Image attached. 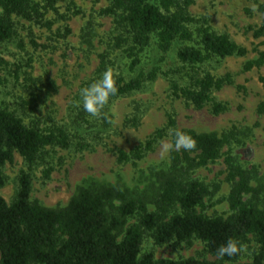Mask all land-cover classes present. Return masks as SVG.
Segmentation results:
<instances>
[{"label":"trees","instance_id":"trees-1","mask_svg":"<svg viewBox=\"0 0 264 264\" xmlns=\"http://www.w3.org/2000/svg\"><path fill=\"white\" fill-rule=\"evenodd\" d=\"M59 1L0 0V43L18 37L19 19L51 29L52 22L46 15H60ZM191 3L192 0H110L99 14L114 18L118 34L109 42V51L123 55L128 75L113 73L116 63L105 51L99 55L94 77L82 84L81 90L100 79L106 70H111L117 88L109 100L139 92L164 76L173 98L182 99L195 109L209 104L213 115L225 111L226 107L216 102L212 94L231 85L232 77H215L205 70L206 64L211 59L245 57L248 50L228 35L215 33L207 19L192 17L188 12ZM258 10L264 13V4ZM77 14L79 11L75 10L73 15ZM191 24L197 26L195 35L188 29ZM251 30L254 38L263 37L264 22ZM263 65L264 50L257 51L255 59L243 64V71ZM259 80L264 85V77ZM40 99L32 90L21 103L19 115L18 111L0 107V188L5 184L1 169L13 161L15 153L31 167L47 147L68 149L71 145L64 127L56 126L51 117L36 114ZM77 109L79 126H91L94 119L105 128L110 127L107 104L96 117L87 114L82 105ZM257 112L264 114V101ZM125 124L135 127L138 119H126ZM176 131L189 135L196 146L189 151L170 149L166 169L154 174L158 186H154L150 201L134 198L119 184L86 180L66 206L47 208L30 200L31 176L21 172L12 202L8 204L0 196V264H237L241 251L219 259L216 249L229 239L242 245L249 236L259 248L246 264H264V208L258 205L264 201V188L253 187L248 172L231 155L226 154L223 159L225 181L230 185L226 199L228 215L207 216L200 211L204 199L214 191L195 173L223 157L222 150L230 143L232 134L180 129L168 115L163 128L156 129L134 148L116 149L117 162L142 160L165 137L174 145ZM49 172L50 169L46 176ZM149 205L153 210H149ZM132 218L135 222L127 225ZM145 233L159 246H180L192 239L200 240L217 260H167L155 259L151 253L140 255Z\"/></svg>","mask_w":264,"mask_h":264},{"label":"rangeland","instance_id":"rangeland-1","mask_svg":"<svg viewBox=\"0 0 264 264\" xmlns=\"http://www.w3.org/2000/svg\"><path fill=\"white\" fill-rule=\"evenodd\" d=\"M109 1L61 0L57 4L60 15H46L52 22L51 29L19 19L16 20L18 37L0 43V107L21 114V103L33 90L41 98L36 114L51 117L56 126L64 127L71 141L68 149L47 147L31 167L15 153L13 161L1 169L5 184L0 188V196L10 204L21 172H27L31 176L30 200L47 208L66 206L86 180L119 184L134 198L150 201L158 186L154 174L166 169L169 163L171 148L165 150V145H171L170 138L165 137L136 163H118L114 151L134 148L156 129L163 128L171 115L180 129L233 135L222 150L223 157L195 173L196 178L214 191L204 199L200 211L207 216L228 215L226 199L230 185L225 181L223 163L226 154L248 172L253 187L264 188V114L257 112L258 105L264 101V85L259 80L264 77V65L243 71V64L255 59L257 51L264 50V36L254 38L251 30L264 22V13L258 10L264 0H192L188 7L192 17L207 19L215 33L228 35L248 50L245 57L211 59L206 64L205 70L215 77L226 74L232 77L231 85L212 94L216 102L226 107L225 111L213 115L209 104L195 109L182 99L173 98L167 79L159 76L139 92L109 100V128L94 119L91 126H79L76 117L81 106L80 87L94 77L99 55L110 53L116 63L113 73L128 75L123 55L109 51V42L118 34L114 18L99 14ZM75 10L79 14L73 15ZM196 28L195 24L188 26L194 35ZM167 62L173 63L169 58ZM134 117L138 125L127 126L125 120ZM258 205L264 208V201ZM149 210H153L151 205ZM134 222L132 218L127 225ZM242 246L241 256L235 262L250 263L259 245L249 236ZM147 253L155 259L217 260L200 240L192 239L180 246L171 243L159 246L149 233L143 236L140 255Z\"/></svg>","mask_w":264,"mask_h":264},{"label":"clouds","instance_id":"clouds-1","mask_svg":"<svg viewBox=\"0 0 264 264\" xmlns=\"http://www.w3.org/2000/svg\"><path fill=\"white\" fill-rule=\"evenodd\" d=\"M117 92L111 70L102 73L100 79L81 90V105L83 110L92 117L99 116L109 102V98ZM174 145H165V150L174 147L175 150L189 151L195 148V141L187 134L176 131ZM243 250L237 241L229 239L216 249V256L223 259L232 257Z\"/></svg>","mask_w":264,"mask_h":264}]
</instances>
